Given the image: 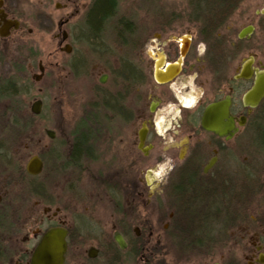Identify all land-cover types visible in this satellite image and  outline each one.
<instances>
[{
    "label": "flooded vegetation",
    "instance_id": "flooded-vegetation-1",
    "mask_svg": "<svg viewBox=\"0 0 264 264\" xmlns=\"http://www.w3.org/2000/svg\"><path fill=\"white\" fill-rule=\"evenodd\" d=\"M262 1L144 0L112 21L114 0L97 30V0H0V41L56 21L59 52L79 49L77 126L45 129L41 172L0 140V264H32L55 230L63 264H264ZM224 103L231 138L203 126Z\"/></svg>",
    "mask_w": 264,
    "mask_h": 264
},
{
    "label": "rangeland",
    "instance_id": "rangeland-1",
    "mask_svg": "<svg viewBox=\"0 0 264 264\" xmlns=\"http://www.w3.org/2000/svg\"><path fill=\"white\" fill-rule=\"evenodd\" d=\"M142 1L144 0H120L112 21L117 18L143 16L146 9L143 10ZM30 10L36 12L33 7ZM56 24L55 21L49 31L42 32L39 23L38 30L25 39V43L18 41L19 37L15 35L0 41V86L11 81L16 88L13 96L0 95V140L6 145L5 151L10 150L8 151L12 160L28 161L34 156L42 159L46 156L45 146L54 145L45 134V129L55 131L77 126L78 78L75 62L79 57V49L75 47L70 55L59 52L53 39V33L57 30ZM110 26L105 25L104 43L101 47L111 45V34L117 30ZM40 61H43L46 70L41 81L36 83L32 78L40 74ZM103 88L109 89V83ZM35 100L42 101V113L38 117L31 113ZM16 123L19 127L26 128L25 136L19 145L12 147V143L11 148H7L12 141L9 129L14 128ZM33 133L35 138L30 141L29 134ZM26 145H29L28 148Z\"/></svg>",
    "mask_w": 264,
    "mask_h": 264
},
{
    "label": "water",
    "instance_id": "water-1",
    "mask_svg": "<svg viewBox=\"0 0 264 264\" xmlns=\"http://www.w3.org/2000/svg\"><path fill=\"white\" fill-rule=\"evenodd\" d=\"M15 27L17 28V24H15ZM0 36L7 37L8 33L1 31ZM246 104L251 105V103ZM254 105L255 104H252V106ZM228 106L229 103H224V106L221 104L214 105L204 117L203 126L207 130L212 131L219 136L227 135L231 138L238 129L235 126L234 120L229 118L228 123H222L221 118L218 121L214 118L216 115L222 114L227 119ZM32 112L36 115L40 114L41 102L38 101L32 106ZM242 125H244L243 122L240 123V126ZM47 135L53 136L50 131H47ZM41 169L42 161L37 156L33 157L28 163V172L31 174H39ZM65 251L66 242L64 238L58 231H52L41 241L34 255L32 264H63Z\"/></svg>",
    "mask_w": 264,
    "mask_h": 264
},
{
    "label": "trees",
    "instance_id": "trees-1",
    "mask_svg": "<svg viewBox=\"0 0 264 264\" xmlns=\"http://www.w3.org/2000/svg\"><path fill=\"white\" fill-rule=\"evenodd\" d=\"M216 1L217 4L218 2L222 3V7L225 10H230L231 8V3H233L235 0H213ZM114 8V0H97V9H96V13L94 15L95 20H97V30L98 27H100L102 25V22L104 20H107L108 18H112L113 17V13L112 10ZM15 87H14V82H8L3 86H0V95L4 96V97H9L10 94H12V96L14 95L15 92ZM9 111L11 109H8ZM17 112V111H16ZM31 124V123H30ZM16 125V126H15ZM28 125V124H27ZM14 128L9 129L10 130V135H11V140L12 143L15 140L14 138L17 137H21V132L22 130H26V128L24 126L19 127V125L16 123L14 124ZM14 131V132H13Z\"/></svg>",
    "mask_w": 264,
    "mask_h": 264
}]
</instances>
